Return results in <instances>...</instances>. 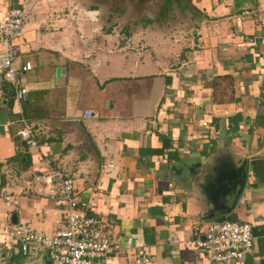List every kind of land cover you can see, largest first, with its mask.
I'll use <instances>...</instances> for the list:
<instances>
[{
  "label": "crops",
  "instance_id": "crops-1",
  "mask_svg": "<svg viewBox=\"0 0 264 264\" xmlns=\"http://www.w3.org/2000/svg\"><path fill=\"white\" fill-rule=\"evenodd\" d=\"M30 2L0 0V17ZM243 2L127 0L137 13L120 29L114 2L38 0L13 40L16 63L31 64L18 84L37 147L15 135L13 90L0 81V264L37 255H21L6 229L63 226L55 183L52 193L33 179L52 169L72 178L108 239L149 264H212L193 249L194 228L220 219L251 225L252 253L234 264H264L262 52ZM240 166L234 204L208 218ZM93 264L135 263L120 251Z\"/></svg>",
  "mask_w": 264,
  "mask_h": 264
},
{
  "label": "built area",
  "instance_id": "built-area-1",
  "mask_svg": "<svg viewBox=\"0 0 264 264\" xmlns=\"http://www.w3.org/2000/svg\"><path fill=\"white\" fill-rule=\"evenodd\" d=\"M29 5L8 8L0 17V81L8 83L13 90V100L17 106L19 128L17 138L27 147H37V130L33 123L25 119L20 103L26 89L18 84V76L31 68L29 62L18 64L13 57V40L24 29L30 19L32 7ZM90 111L86 110L88 116ZM34 181L49 189L53 183L59 192L63 208L60 220L63 226L51 233L31 229L27 225L12 226L5 230V236L18 245L21 255L45 253L51 262L60 264H93L109 254L124 252L135 264H149L146 255L139 254L129 243L121 246L111 241L100 230V220L85 213L86 203L80 201L73 189V180L59 170L52 169L34 174ZM204 227L197 225L193 249L199 251L212 264H234L252 253L253 237L251 225L245 221L230 219L211 220Z\"/></svg>",
  "mask_w": 264,
  "mask_h": 264
},
{
  "label": "rangeland",
  "instance_id": "rangeland-1",
  "mask_svg": "<svg viewBox=\"0 0 264 264\" xmlns=\"http://www.w3.org/2000/svg\"><path fill=\"white\" fill-rule=\"evenodd\" d=\"M109 2H114V6L110 5V7H115L118 10L120 9L121 19L117 21L116 23L118 24V28L122 29L123 25H125L127 28L126 29H132V18L135 16L137 13L136 8H133L132 10H129V7H126L124 3L127 0H107ZM134 2H137V5L140 6L141 8L144 7L143 4H141L142 0H132ZM249 1V2H248ZM139 3V4H138ZM111 4V3H110ZM244 6V9L248 12V18L252 21L254 25L257 26L256 31H254V44H257L259 50L262 52L259 53L260 56V61H261V72H259V89H258V101H259V106L261 103L264 105V0H245V2L242 3ZM156 6H149L147 7V11L145 14H154L156 12ZM132 14V18L129 15ZM131 24V25H130ZM143 25L140 23L138 25V28H141ZM137 28V26H136ZM125 29V30H126ZM135 29V28H134ZM53 263V262H52ZM32 264H43L42 261L38 260L36 262H33Z\"/></svg>",
  "mask_w": 264,
  "mask_h": 264
},
{
  "label": "water",
  "instance_id": "water-1",
  "mask_svg": "<svg viewBox=\"0 0 264 264\" xmlns=\"http://www.w3.org/2000/svg\"><path fill=\"white\" fill-rule=\"evenodd\" d=\"M60 71H62L61 68H56L55 74H59ZM262 154L264 155V152ZM238 169H239V175H241L240 179L236 180V178H233L231 180V182H229L226 189H223L225 191V195H223V196H225V201H224L225 207L222 210L212 212L211 214H209L208 218L213 217L215 215H219V214L224 213V212H227L232 207V205L234 204L238 194L241 191V188L243 185V177H244L242 166H240V168H238ZM217 184H218V181H217ZM226 204H227V206H226ZM35 256H36V258L34 259V262L41 260L43 264H52L50 259L47 257V255L45 253L37 254ZM25 257H28V256H25ZM4 264H6V262ZM29 264H32V263H29Z\"/></svg>",
  "mask_w": 264,
  "mask_h": 264
},
{
  "label": "trees",
  "instance_id": "trees-1",
  "mask_svg": "<svg viewBox=\"0 0 264 264\" xmlns=\"http://www.w3.org/2000/svg\"><path fill=\"white\" fill-rule=\"evenodd\" d=\"M261 105L264 107V105L261 103Z\"/></svg>",
  "mask_w": 264,
  "mask_h": 264
}]
</instances>
